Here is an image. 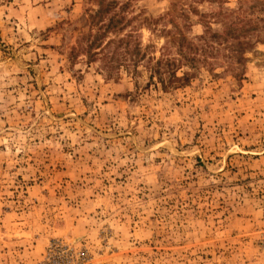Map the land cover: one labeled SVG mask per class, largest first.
Segmentation results:
<instances>
[{
    "label": "rangeland",
    "instance_id": "1",
    "mask_svg": "<svg viewBox=\"0 0 264 264\" xmlns=\"http://www.w3.org/2000/svg\"><path fill=\"white\" fill-rule=\"evenodd\" d=\"M101 1L0 0V264H264V0Z\"/></svg>",
    "mask_w": 264,
    "mask_h": 264
},
{
    "label": "trees",
    "instance_id": "2",
    "mask_svg": "<svg viewBox=\"0 0 264 264\" xmlns=\"http://www.w3.org/2000/svg\"><path fill=\"white\" fill-rule=\"evenodd\" d=\"M113 2L105 3V0L101 1V8L98 12V20L100 21L97 23V31L93 33H89L87 36V53L88 57L94 60L97 55H99V51L104 48L103 41L106 39L107 35L110 32H119L125 29L126 18L124 16L119 15V13H114L112 17L106 22V14L111 10V5ZM92 32V31H91ZM133 33H128L126 36L120 37L117 40H113V42L117 45V47H123L125 49V53L121 54V59L123 63H127L129 61L127 54L131 55L132 62H136L138 65L140 58L143 56V47L141 43L137 40L134 44L133 40ZM133 46V49H132Z\"/></svg>",
    "mask_w": 264,
    "mask_h": 264
}]
</instances>
